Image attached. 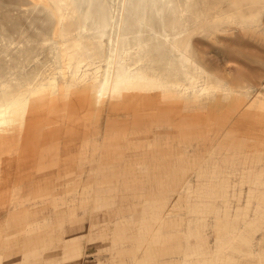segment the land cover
Returning a JSON list of instances; mask_svg holds the SVG:
<instances>
[{"label":"rangeland","instance_id":"obj_1","mask_svg":"<svg viewBox=\"0 0 264 264\" xmlns=\"http://www.w3.org/2000/svg\"><path fill=\"white\" fill-rule=\"evenodd\" d=\"M72 1L0 0V97L27 82L35 90L43 78L59 80L61 70L70 73L67 56L77 50L86 52L90 76L98 69L103 78L118 62L125 27L140 31L154 57L186 55L183 65L200 83L226 84L243 104L256 91L264 94V0ZM84 12L107 23L101 38L81 28ZM155 32L168 33L170 44L156 48L164 39ZM76 90L34 91L24 113L0 119V147L7 137L11 148L8 156L0 149V264H178V253L198 240L188 235L186 209L197 168L222 142L229 152L232 142H241L250 154L264 153V111L251 110L261 121L243 128L223 99L219 110L204 98L184 105L179 97L144 108L146 98L131 107L123 105L124 96L89 90L83 99L88 90L80 92L84 96ZM241 203L250 214L252 205L243 197ZM15 230L13 239L5 236ZM214 238L209 234L211 243ZM242 254L233 261L264 264V236Z\"/></svg>","mask_w":264,"mask_h":264},{"label":"bare ground","instance_id":"obj_2","mask_svg":"<svg viewBox=\"0 0 264 264\" xmlns=\"http://www.w3.org/2000/svg\"><path fill=\"white\" fill-rule=\"evenodd\" d=\"M73 1H72V3H73ZM67 3H68V1H67ZM63 5H64V3H63ZM57 6H58V4H57ZM67 6H70V7H68L67 12L69 10L72 11V9H70V8L73 5L67 4ZM64 7L66 8V6H64ZM79 8H81V6ZM73 12H74V10H73ZM69 14H70V11H69ZM74 14L72 13V16ZM83 14H84L83 19H85V20H83L84 23H82L83 25L81 26V28L85 29V30L93 31L95 33V35H94L95 39L101 38L104 34V29L106 28L107 23L104 24L101 21L93 20L92 18H90V16H89L90 13H88V12H84ZM62 16H64V15H62ZM65 17H67V16H65ZM86 20L87 21L91 20V22L88 24ZM176 27H177V25H176ZM181 32H182V30H181ZM139 33H140V31L135 30V29L132 30V29H130V27H125L121 31L122 39H121V49L119 50V54L117 56L118 62L116 63L115 66L113 64H110V66L113 65L114 68L111 71L108 70V72H105L103 78H101V76L99 75L98 69H96L94 71V75L90 76L89 68L88 67L85 68V66H88L87 64L90 61L86 60L83 57V55L86 54V52L84 54H82V52L77 50V51H75V53H71L67 56L68 62L71 63L73 61V65L68 63L71 65V66L68 65L70 73H69V71L67 73L70 74L69 76H68V74L66 75L65 71H62L60 69L61 71L59 70L60 71V79L59 80H58V77L54 76V75L47 77L46 79L43 78L42 80L38 81L37 83H35L33 85L35 90H32V88L30 86L31 83L27 82L26 85L24 86V89H18L17 92H15L14 94H10L8 96L0 97V119L3 120L2 118L5 116L24 113L28 103L30 102L31 95L34 93V91H40V90H43L47 87V88H49V94H52L57 90V91H59V93L67 95V94H71V92H73L72 91L73 89L76 90V88L79 87V89L76 90V91H78L79 94H80V92L83 93L84 90L85 91L88 90L84 94L85 96L81 93L82 96H84L83 99L85 97H87L86 94H88L87 92H89V90L90 91H100V92H103V90H104V92L106 93V95L108 97H113V96H117V95H120L121 97L124 96L126 98L125 100L127 101V103L124 100L123 101L125 103L123 101L122 102H123V105H127V106H131L133 104L137 105V103L140 104V102H138V100L140 101V98H146L149 101H147V102L144 101L145 102L144 108L145 107L149 108L147 106L148 105L150 106L153 103V101L156 102V100H158V99H164V98H168V97H179L184 102V105L187 104L190 100H192L196 103H199L204 98L205 102L212 101L214 103V105L212 104L213 107L216 106V107H218L217 110H219V101L221 99H223V100H226L228 102L227 106L229 109L228 110L225 109L226 112H228V114L231 113V115L234 113L236 114V116L234 115L236 117L235 122H234L235 126H241L243 128H246L247 126L250 125V122L251 123L252 122L257 123V121L258 122L261 121L260 118H254L253 114H251L252 112L250 113V111L251 110L253 111L254 109L256 111H264V94H263V92L256 91L251 97L252 101L249 104H246V103L243 104V100L240 98L241 96H239L241 94L239 92L231 89L226 84H222L219 81H212V80H208V79L204 80V82L201 81V83H200L199 76H197L196 74H192V73H194V71L191 73L190 72L191 70L189 71L187 69L188 67H185V65H183V60H187V57H186V55L182 54L181 52L180 53L178 52L179 56H177V57L175 55H172V56L168 55L167 57H165L166 53H165V55H160L158 57H154V55H152L147 49H144V48L148 47L147 39H144ZM155 35H157V36L162 35V37L164 39V41L159 42L155 45L156 48H159L162 46L165 47L168 44H170V38H169L168 33L160 34L158 32H155ZM172 44H174V46H175L176 43L172 42ZM76 45H77V43H76ZM95 45H96L97 51H99L97 56L102 57V51H101V48L103 45L102 41H97ZM74 46H75V44H74ZM177 46H178V44H177ZM73 49H75V48H73ZM167 51H169V50H167ZM85 60L87 61V63ZM84 61H85V64H84ZM83 66H84V68H83ZM107 69H106V71H107ZM190 69H191V67H190ZM198 71H200V70H198ZM89 78H91V82L88 86H85L86 81ZM44 80H46V81H44ZM57 91H56V93H57ZM76 91H74V92L76 93ZM30 93H32V94L30 95ZM76 96H77V94L75 95V97ZM32 98H33V96H32ZM76 99H78V98L76 97ZM108 99H110V98H108ZM108 99H107V101H108ZM65 100L63 103H65ZM80 100L82 101V99H80ZM150 101H151V103H149ZM80 102H78V103H80ZM183 102H182V104H183ZM141 103L143 104V101ZM142 104H141V106H142ZM60 105H61V103H60ZM123 105L121 104V107ZM76 106H79V105H76ZM112 106H113V104H112ZM108 107H110V106H108ZM76 108H78V107H74V108L71 107V109L77 110ZM83 109H84V107H83ZM214 109H216V108L214 107ZM222 110H224V109H222ZM146 112L148 113L151 111H146ZM141 114H143V113H141ZM163 115H165V114H163ZM250 116H251V118H250ZM161 117H163V116H161ZM210 117H211V114H210ZM148 118H147V121H149ZM150 118H151V116H150ZM167 119L170 120V117ZM172 119H173V117H172ZM228 119L230 120V118H228ZM147 121H145V122H147ZM55 122H57V121H55ZM145 124L147 125V123H145ZM151 125H153V124H151ZM60 129H61V127H60ZM61 132H62V130H61ZM151 132H153V131H151ZM176 132H178V131H176ZM123 135H124V133H123ZM25 136H27V135H25ZM124 136H126V135H124ZM23 139H25V138H22V140ZM124 139H125V137H124ZM127 139H129V137ZM0 149H1V152L2 151L5 152L6 156L9 155L11 148H10L9 141H8L7 137L1 143ZM140 149H141V147H140ZM165 150H167V149H165ZM30 152H32V151H30ZM169 155H171V154H169ZM6 160H10V159H6ZM9 163H10V161H9ZM180 163H181V161H180ZM58 204H60V203H58ZM57 216H58V214H57ZM34 218H35V216H34ZM59 218L57 217V219H59ZM25 226H26V224H25ZM0 229H2V228H0ZM15 232H16V230H15ZM12 233H14V231ZM3 235H4V233L1 234V231H0V240L2 239ZM52 237H54V236H52ZM20 241H21V238H20ZM51 241H52V239H51ZM1 242H2V240H1Z\"/></svg>","mask_w":264,"mask_h":264},{"label":"crops","instance_id":"obj_3","mask_svg":"<svg viewBox=\"0 0 264 264\" xmlns=\"http://www.w3.org/2000/svg\"><path fill=\"white\" fill-rule=\"evenodd\" d=\"M227 144H216L217 148L208 152L197 168V188L188 194L186 209L188 235L195 233L198 240L196 246L186 244L178 253V264H239L233 258L242 259V253L249 254L254 240L264 236V153L250 154L241 148V142H232L229 152L225 150ZM226 155L232 160L221 158ZM242 197L252 205L250 214L241 210ZM22 212L26 214L27 208ZM194 222L200 224V229H192ZM12 232L5 236L13 239ZM256 232L259 235L255 237ZM211 233L213 243L209 240ZM55 235V231L50 233L54 236L48 237L50 242Z\"/></svg>","mask_w":264,"mask_h":264}]
</instances>
